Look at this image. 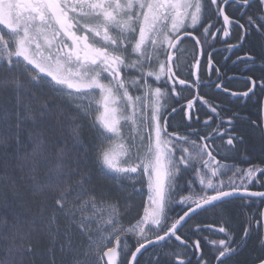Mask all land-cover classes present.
I'll return each mask as SVG.
<instances>
[{
	"label": "snow or ice",
	"instance_id": "1",
	"mask_svg": "<svg viewBox=\"0 0 264 264\" xmlns=\"http://www.w3.org/2000/svg\"><path fill=\"white\" fill-rule=\"evenodd\" d=\"M234 199L264 204V0H0V264H229L264 211L186 225Z\"/></svg>",
	"mask_w": 264,
	"mask_h": 264
},
{
	"label": "trees",
	"instance_id": "2",
	"mask_svg": "<svg viewBox=\"0 0 264 264\" xmlns=\"http://www.w3.org/2000/svg\"><path fill=\"white\" fill-rule=\"evenodd\" d=\"M230 90L237 91L236 88L237 85H229ZM215 99H225L223 95H217ZM203 114L201 113V119H203ZM255 119V117H253ZM180 119V118H179ZM88 138L91 139L92 135L91 133L87 134ZM217 143H220L219 140H217ZM230 165L235 164L241 168H247L249 165L248 163L237 157L235 159L229 158L227 161ZM253 163H259V159L253 160ZM108 185L112 186L113 182L112 181H105ZM116 186H119V182L116 183ZM141 185L136 184V188L140 189ZM257 189L254 188L253 190ZM146 187L142 192L139 193H134L132 192L131 189H126V191L130 194V198L128 200V203L126 205L127 211L125 213V218L121 221V223L124 224L125 227H127V221L132 220L134 222V217H137V213L142 214L143 212V207L142 204L143 202H146L147 195H146ZM249 202L247 201H242L240 199H234L232 200L228 205L226 206H221L216 209H209L208 211L205 212H200L198 215L194 216L192 220L189 221V224L186 225V228L189 226H196L199 225L202 228H207L209 225L211 227H220V226H226L230 227L232 230L235 231L236 234L239 236L242 235L243 228L247 224V220L249 217H255V219H259V213L262 211L263 205L259 201L256 203L251 204L250 207H237L238 205H247ZM222 209H226L228 215L225 216L224 218L229 219L230 223L228 225L224 224V220L221 218L222 217ZM96 211L99 212H104L106 209L97 207ZM12 214V209L4 207L2 204H0V221L4 219H10ZM105 218H107L105 216ZM182 232L184 229L181 230ZM259 234H264V229L260 228L259 229ZM258 233L253 234L252 238L249 240L247 247L242 251L241 255L239 257H236L233 259V261L229 262V264H236L238 261L239 264H250L253 262H258V259L262 256L259 253H263L261 249L258 248L257 244V239H258ZM211 236H214V233L211 230H207L201 233H198L197 235L193 236L192 239H197L204 237L207 240H210ZM135 241L131 238L128 240L129 246H131ZM175 243V242H173ZM202 243V249L206 251V248L208 247L207 244H205L204 240H201ZM115 244V239H112V243L109 244L108 246H113ZM43 246V245H42ZM106 250V249H105ZM134 250V249H133ZM153 250L149 249L146 252L143 253V255L140 257V264H147L148 258L151 255V252ZM177 252H181L182 249L177 247L176 248ZM260 255V256H258ZM100 264H103L101 261ZM257 264V263H256Z\"/></svg>",
	"mask_w": 264,
	"mask_h": 264
},
{
	"label": "flooded vegetation",
	"instance_id": "3",
	"mask_svg": "<svg viewBox=\"0 0 264 264\" xmlns=\"http://www.w3.org/2000/svg\"><path fill=\"white\" fill-rule=\"evenodd\" d=\"M191 47V45H190V43L189 42H186L184 45H183V48H190ZM218 47H219V45H218ZM221 51H222V49H221ZM238 55H239V53H237ZM186 55H187V53H185V56H182L181 57V61L183 62V60L186 58ZM224 55H227L226 53L224 54ZM236 57L235 56H233L232 57V59L234 60ZM217 61H219L221 64L224 62L223 61V56L222 55H218V56H216V58H215ZM243 68H244V66L243 65H239L237 68H235V69H233L232 68V64H231V61H229L228 62V67L225 69V71H227V73H228V75L229 76H242V75H247V74H245V73H243ZM184 75H187V73L185 72L184 73ZM212 76H213V79L215 78V73H213L212 74ZM202 79H207V74L206 73H204L203 75H202ZM227 82V81H226ZM237 85V87L238 88H236V90L237 91H243V90H245V88H246V86H245V84L243 83V80L242 79H235V80H232L231 81V83L229 84L230 86L231 85ZM213 92H214V89H209V88H202L201 89V94L202 95H205V97L206 98H208V97H210V96H212V94H213ZM185 95L186 96H188L189 94L186 92L185 93ZM197 107H199V105H197ZM180 117L179 116H177L176 118H175V120H173V127H175L176 126V124L180 121V119H179ZM255 190H261V189H259V186L257 185V189H255ZM263 208H264V205H263ZM263 208H262V210H263ZM257 226L255 225V224H253V228H256ZM219 227H211V231L214 233V236H211V238H209L210 240L209 241H211V240H218V239H221V238H223V234H220V233H218L217 231H215L216 229H218ZM264 229V228H263ZM243 233V232H242ZM256 233H258L259 234V231L258 232H254L253 234H256ZM236 236H237V238H239V235L238 234H236ZM259 236V235H258ZM257 244H258V239H257ZM208 246V245H207ZM258 248L260 249V247H259V244H258ZM202 250V252H204L205 254H209L210 253V248H209V246L206 248V251H205V249L203 250V249H201ZM260 255H262V256H264V252L261 254V253H259ZM260 255H258V256H260ZM236 258V257H235ZM257 262H253V263H250V264H256Z\"/></svg>",
	"mask_w": 264,
	"mask_h": 264
},
{
	"label": "bare ground",
	"instance_id": "4",
	"mask_svg": "<svg viewBox=\"0 0 264 264\" xmlns=\"http://www.w3.org/2000/svg\"><path fill=\"white\" fill-rule=\"evenodd\" d=\"M146 191V190H145ZM146 195H147V192H146ZM146 201H147V199H146ZM263 211V210H262ZM146 252V251H145Z\"/></svg>",
	"mask_w": 264,
	"mask_h": 264
},
{
	"label": "rangeland",
	"instance_id": "5",
	"mask_svg": "<svg viewBox=\"0 0 264 264\" xmlns=\"http://www.w3.org/2000/svg\"><path fill=\"white\" fill-rule=\"evenodd\" d=\"M146 192H147V190H146ZM114 245H115V244H114ZM114 245H113V246H114ZM109 247H111V246H109ZM105 259H106V258H105Z\"/></svg>",
	"mask_w": 264,
	"mask_h": 264
},
{
	"label": "water",
	"instance_id": "6",
	"mask_svg": "<svg viewBox=\"0 0 264 264\" xmlns=\"http://www.w3.org/2000/svg\"><path fill=\"white\" fill-rule=\"evenodd\" d=\"M263 211H264V208H263ZM193 219V218H192Z\"/></svg>",
	"mask_w": 264,
	"mask_h": 264
}]
</instances>
